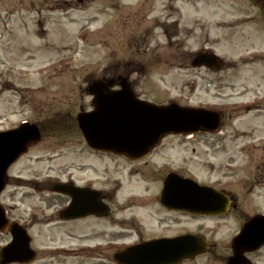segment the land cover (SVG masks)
Here are the masks:
<instances>
[{
  "label": "rangeland",
  "instance_id": "374dc122",
  "mask_svg": "<svg viewBox=\"0 0 264 264\" xmlns=\"http://www.w3.org/2000/svg\"><path fill=\"white\" fill-rule=\"evenodd\" d=\"M70 1L0 0V129L27 119L38 124L42 134V140L11 167L8 175L42 176L49 166L53 167L52 175H63L71 160L45 161L58 152L89 154L92 160L80 159L84 169L94 166L100 176L118 177L124 162L90 154L82 145L75 147L66 140L80 138L75 116L81 101L90 99L85 94L88 83L114 79V84H119L121 78L116 81V76H126L134 91L149 103L174 101L224 112L215 133L166 136L150 160L158 173L164 170L162 165L179 168L234 199L237 208L226 216L179 217L174 220L178 226L167 231H199L215 245L207 250L225 252L245 217L264 212V10L260 3ZM161 22H166L165 29ZM205 48L223 61L220 69L191 66L193 55ZM80 175L83 179L96 177ZM127 176L123 178L127 180ZM155 179L154 174L152 180L157 183ZM10 183L13 188L15 179ZM4 197V204H13ZM147 199L153 203L149 196ZM119 200L122 202L121 196ZM26 206L19 207V216H28L30 206ZM123 213L120 216L128 217L131 212ZM89 222L83 225L86 233L97 224L96 220ZM142 223L146 229L152 227V221L146 225L143 219ZM62 228L39 234L35 227L37 237L31 246L38 256L26 264H110L109 259L97 255L82 257L85 255L79 247L102 244L110 239L106 234L102 239L73 242L60 233ZM126 233L113 239L120 246L136 239ZM8 241L9 234L0 233V250ZM248 256L254 264H264V245ZM207 257L182 264H211Z\"/></svg>",
  "mask_w": 264,
  "mask_h": 264
},
{
  "label": "flooded vegetation",
  "instance_id": "af4514ba",
  "mask_svg": "<svg viewBox=\"0 0 264 264\" xmlns=\"http://www.w3.org/2000/svg\"><path fill=\"white\" fill-rule=\"evenodd\" d=\"M67 1L68 0H56V2ZM72 1L83 2L85 0H71L70 2ZM139 1H146V3H148L153 0ZM118 78L119 76H116V81ZM130 86L133 88L132 83ZM103 93L106 96H110L115 93V91H104ZM116 93H120V96H125L122 95L123 92ZM85 94L86 96H89L90 99L87 103L85 100L81 101L80 106H78L79 111L92 110L94 108L95 94L93 95L89 93V91H86ZM129 94L132 95L134 99L138 98L144 100L134 91V89H132ZM108 103H110V100L101 102L103 113L104 110L108 109L106 106ZM111 103L113 102L111 101ZM102 116L106 118V114H103ZM67 120L71 126L72 122L70 121V117H67ZM164 141L165 137L147 153L139 155L138 157H131L126 154L115 153L109 150L94 149L88 145V143L82 138L81 134L78 139H67L66 142L73 143V146L75 147L77 145H82L90 154L97 153L100 154L102 158L105 156L109 159L115 160V162H124L123 164L120 163L121 166L118 168L119 176L116 178L111 174L109 176H100V171H96V167L94 166L86 167L84 169L85 165L82 164V160H85V158L92 160V156L89 154L64 155L57 152L49 155L48 159L45 160L48 163L54 160H71L67 165L65 164L63 175H52L54 172L52 171L53 167L49 166L46 168L47 172L42 176H32L27 178L17 173L15 177H9L7 179V187L9 184H12L10 183L11 178L16 181V185H14L13 188L9 186V191H7L6 187L1 195L2 197L6 195V197L10 198V201L13 203L8 205L5 204L4 206L10 224L16 222L25 228L31 237V241L37 237L34 230L35 227L38 229L39 234H43L46 231L55 232L56 228L63 227L60 230V233H63L68 241L73 242H86L95 240L96 238L102 239L105 238L104 235L106 234L110 239L105 240L102 244H96L95 246L79 245V247L83 249V254L85 255L82 257L93 258L97 255L98 258L109 259L110 264H119L115 260V255L127 244H136L160 238H173L187 232L199 235L200 239L204 241L207 249L209 248L210 250L212 246L213 249H215V245H213L212 241L207 239L205 235L199 231L182 230L181 232L176 231L173 233H167V231L169 228L175 227L178 224L174 222L176 218H212L226 216L227 214H230L233 209L237 208V203H235L234 199L229 195L231 201L227 203L225 209L222 205L210 203L207 208L214 209V213H209L210 211H189L174 205L169 206L165 201L162 202V198L165 196L164 193L169 188L166 187L168 186L166 180L169 179L170 181L173 179L172 177L167 176L169 173L174 172L182 176L194 177L179 168H172L167 165H162L160 167H164V170L162 169L163 171L159 173L156 172L158 168H156L155 164L151 162L150 158L152 154L162 146ZM66 142L63 141V143ZM80 151L81 149L79 152ZM80 174H83V176L95 175L96 177L83 179ZM125 174L128 175L127 180L126 178H123ZM154 174L157 183H154L152 180ZM144 183L147 185L152 184V187H146L147 185ZM131 184L133 186L132 188H130ZM139 188L144 190H138ZM216 188L222 190L219 187ZM174 190H176V192H181L182 188L175 187ZM19 196L21 200L20 204ZM120 196L122 197V202L119 200ZM148 196L153 203L147 201ZM26 204L30 206L28 216H19V207L22 205L27 207ZM135 211L139 215L134 214L133 212ZM123 212L131 213L128 217H124V215L120 216ZM247 218L248 217H245L243 221ZM143 219L145 220L146 225L152 221V227L146 229L145 224L142 223ZM90 220H96L97 224L94 227L89 228V232L86 233V227L83 225H85V223H90ZM106 226L108 228L107 230L104 228ZM43 227H48V230L42 229ZM129 229H131V232L128 231ZM124 232H127L126 236L133 234L136 239L131 243H123L120 246V244H118L113 238L120 236V234ZM141 232L143 235L139 234ZM1 233L10 234L8 230ZM63 234L60 236L63 237ZM96 235L97 237H95ZM232 238L233 237L229 240L228 249L223 253L206 249L189 259H195L203 255L207 257L208 255L207 258L211 261V264L215 262L218 264H228V259L233 253L231 245ZM90 252H93L94 254H91ZM37 254L38 252L36 251V257L38 256ZM243 254L245 257L250 258L248 256L249 253L243 252ZM80 256L81 255H79V257ZM251 261L252 264H254L253 259H251Z\"/></svg>",
  "mask_w": 264,
  "mask_h": 264
},
{
  "label": "water",
  "instance_id": "95a60500",
  "mask_svg": "<svg viewBox=\"0 0 264 264\" xmlns=\"http://www.w3.org/2000/svg\"><path fill=\"white\" fill-rule=\"evenodd\" d=\"M191 64L205 65L209 68L220 66L219 59L212 52L197 53ZM109 84L97 80L89 85V91L96 94L94 100L96 109L78 116L79 126L85 139L95 148L138 157L145 154L167 133H192L199 129L215 130L220 125V114L215 111L181 107L176 103L156 106L137 102L129 94L130 88L125 80L121 82L119 90L123 92L124 97L116 92L106 96L103 92ZM105 100H110V103L106 104L108 109L103 113L101 102ZM103 114H106V118L102 116L104 120H99V116ZM102 131L108 133L107 137L101 134ZM39 139L37 126L28 122L21 123L15 129L0 131V193L5 186L6 171L10 164L26 152L31 143H36ZM172 178L174 180H166L168 183L166 187L169 188L164 193L162 202L194 212H214V209L207 208L210 203L222 205L225 209L228 199L220 192L178 176ZM175 187L182 188V191L176 192ZM6 224L0 206V229H4ZM11 234L12 241L2 249V264L24 263L31 260L35 253L30 247L25 231L13 225ZM263 243L264 215H258L243 225L241 233L234 240V255L229 258V264H249L242 256L243 251H250ZM203 249L202 240L200 242L199 239L195 240L190 235H185L172 240L151 241L127 247L116 255V259L123 264H176Z\"/></svg>",
  "mask_w": 264,
  "mask_h": 264
}]
</instances>
